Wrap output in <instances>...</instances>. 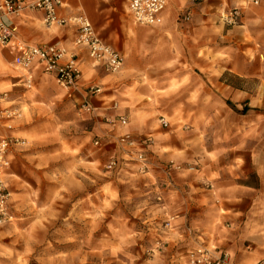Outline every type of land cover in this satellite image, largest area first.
Masks as SVG:
<instances>
[{
  "label": "crops",
  "instance_id": "0c3cea01",
  "mask_svg": "<svg viewBox=\"0 0 264 264\" xmlns=\"http://www.w3.org/2000/svg\"><path fill=\"white\" fill-rule=\"evenodd\" d=\"M215 1L221 8L224 1L231 2L224 12L241 9L238 22L246 31H239L238 39L230 35L232 30L219 38L204 32L197 21L182 20L179 9L201 5L195 0H167L159 21L148 26L133 21L125 0H64L61 16L86 15L103 42L124 53L126 78L118 83L109 82V75L97 68L103 67L90 59L85 48L74 46L73 27L46 28L40 11L4 21L17 27L16 37L26 44L60 43L75 55L82 73L76 91L61 89L55 76L38 66L28 72V86L37 82L47 99L79 109L85 90L100 83L102 92L88 99L94 108L90 129L84 123L82 131H118L113 122L124 117L128 131H156L158 148L174 150L164 158L173 157L184 169H155L143 184L148 209L175 216L165 260L187 257L189 250L204 242L229 252L234 264H259L264 262V115L232 110L227 103L238 108L264 104V1L258 6L248 5L247 0ZM211 3L207 5L215 2ZM244 8L251 10L245 14ZM247 32L248 37L242 35ZM9 57L12 66L14 52L0 45V74ZM10 83L5 88L25 85L22 78ZM164 114L189 122V131L173 130L169 124L156 129L158 116ZM14 126L11 120L6 122L1 133L8 134ZM78 131H67L68 143L81 141V123ZM16 154L8 178L10 191ZM155 176L162 189L155 186ZM155 194L161 196L159 203L152 200Z\"/></svg>",
  "mask_w": 264,
  "mask_h": 264
},
{
  "label": "rangeland",
  "instance_id": "374dc122",
  "mask_svg": "<svg viewBox=\"0 0 264 264\" xmlns=\"http://www.w3.org/2000/svg\"><path fill=\"white\" fill-rule=\"evenodd\" d=\"M208 1L179 9L178 15L182 20L188 17L184 20L187 23L197 21L208 34L221 38V34L232 30L230 35L238 39L239 31H246L240 27L241 22L228 26L221 20L227 3L231 6V2L224 1L221 8L217 6L219 2ZM211 2H215L214 5H207ZM250 10L243 9L245 14ZM123 17L129 19L125 13ZM242 35L248 37L249 34ZM10 58L0 74V81L6 80L0 84V92L7 93L3 105L16 110V116L11 119L15 126L8 128V134L24 139L25 144L13 161L16 174L11 184L14 218L0 226V264H189L186 256L165 260L169 251L167 236L173 233L175 216L171 226L165 228L166 220L172 216L148 209L149 203L144 201L148 197L147 187L143 186L148 174L138 172L137 162L130 158L133 150L121 146L119 139L124 135L137 142L136 146L152 163L150 174L155 169L162 170L168 162L177 163L173 157L164 158L165 153L172 155L174 150L158 148L156 131L139 134L128 131V122L125 127L119 121L114 122L118 131H82L84 123L85 128L90 129L94 111L81 112L78 107L52 102L35 81L31 86L20 83L12 90L5 88L21 78L25 82L26 73L11 66ZM97 68L109 75L111 83L126 78L124 65L117 73ZM87 78L93 80V76ZM107 100L111 105L113 98ZM227 105L232 110L257 111L264 115V104L257 108L249 105L238 108L233 102ZM162 117L173 130L176 127V131H189V122L174 120L165 114ZM160 118L158 116L156 129L162 128ZM79 123L81 141L70 144L67 131L79 133ZM147 137H151L153 144L147 143ZM96 140L98 145L94 144ZM111 158L119 163L114 172L106 170ZM154 178L155 186L162 189L159 179ZM152 200L160 202L157 198Z\"/></svg>",
  "mask_w": 264,
  "mask_h": 264
},
{
  "label": "built area",
  "instance_id": "2783aa9c",
  "mask_svg": "<svg viewBox=\"0 0 264 264\" xmlns=\"http://www.w3.org/2000/svg\"><path fill=\"white\" fill-rule=\"evenodd\" d=\"M128 14L133 21L141 26L153 25L160 19L161 13L167 6V0H125ZM200 3L205 0H195ZM220 1V0H218ZM264 0H247L248 5L258 6ZM64 5V0H0V45L10 48L14 52L12 66L19 71L25 72V83L31 82L28 72L34 66L42 68L45 73L55 76L57 84L64 90L76 91L81 79L75 55L60 43L45 45H29L16 37L17 27L9 26L5 23V18L20 17L27 12L40 11L43 14L42 22L46 28L73 27L76 30L74 36V46L85 48L90 59L101 65L109 73L119 72L124 65L123 55L107 45L94 30L90 20L84 14L61 16L59 10ZM241 17V9L232 8L221 15L224 25H236ZM188 20V17H184ZM102 92L101 87L91 85L85 90V99L79 110L81 112L92 113L94 108L88 99L92 95ZM7 93L0 92V226L12 222L14 215L12 212L11 191L8 186L10 176L11 161L14 153L25 144L24 139L14 135L3 134L6 122L16 116V110L3 106ZM116 122V121H115ZM114 123V122H113ZM119 123L125 124L124 117L119 118ZM160 124L167 126L168 122L164 117L160 118ZM148 144H153L151 137H147ZM121 146L133 150L130 157L137 162L138 172L148 173L152 169L144 151L140 149L135 140L127 136L120 137ZM95 145L99 141L94 142ZM118 160L111 158L107 165L108 172H114L118 168ZM182 164L168 162L162 166V170L182 171ZM193 166H188L187 170L193 171ZM161 200V196H157ZM174 220V216L165 222V228H169ZM189 264H234L229 252L218 249L214 246L205 245L204 242L197 244L187 253ZM264 264V262L259 263Z\"/></svg>",
  "mask_w": 264,
  "mask_h": 264
},
{
  "label": "trees",
  "instance_id": "16d2710c",
  "mask_svg": "<svg viewBox=\"0 0 264 264\" xmlns=\"http://www.w3.org/2000/svg\"><path fill=\"white\" fill-rule=\"evenodd\" d=\"M243 111H245V109Z\"/></svg>",
  "mask_w": 264,
  "mask_h": 264
}]
</instances>
